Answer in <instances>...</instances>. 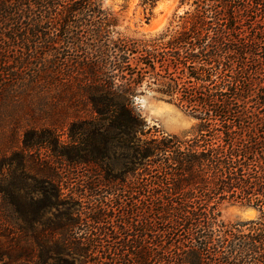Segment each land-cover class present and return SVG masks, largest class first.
I'll use <instances>...</instances> for the list:
<instances>
[{"label": "trees", "instance_id": "1", "mask_svg": "<svg viewBox=\"0 0 264 264\" xmlns=\"http://www.w3.org/2000/svg\"><path fill=\"white\" fill-rule=\"evenodd\" d=\"M155 2L144 0L149 15ZM180 5L176 24L133 37L115 31L102 0H0V118L15 117L0 171L16 164L13 184L0 175L1 207L29 229L0 238V262L35 248L42 264H264V0ZM145 91L196 116L193 133L150 128L134 106ZM23 117L37 141L19 146ZM41 148L95 168L114 200L82 183L79 196L94 200L78 209L44 181L35 201L24 153ZM225 204L258 217L226 224Z\"/></svg>", "mask_w": 264, "mask_h": 264}, {"label": "rangeland", "instance_id": "2", "mask_svg": "<svg viewBox=\"0 0 264 264\" xmlns=\"http://www.w3.org/2000/svg\"><path fill=\"white\" fill-rule=\"evenodd\" d=\"M143 3L144 0H102L103 8L116 17L117 22L114 28L115 31L133 37L142 34H156L161 32L167 29L171 24H176L178 21L177 17L182 15L185 10L189 9L188 6L180 5L181 0H156L151 10V15H149V9H146ZM147 18H149L148 21ZM134 106L140 112L150 128L160 130L166 134L188 136L193 133L198 124L196 116L177 108L172 104L166 103L149 91H145L143 94H137L134 98ZM14 118L8 120L4 117L0 118L2 120L0 122H4L0 125V130L3 129L5 131L3 134L0 132V143L9 140L10 130L14 127L13 124L15 123ZM25 119L26 121H23ZM20 120L21 121L18 122L15 127L21 129L18 137L19 146L23 142H26V139L31 143H36V135L33 132H29L30 128L34 125L28 122L27 117H23V119ZM25 130H27L26 136L24 135ZM57 135V141L61 149L71 148L70 139L65 134L59 133ZM24 154L26 156V168L30 178H32L27 184L32 186L31 190L33 191H30V193L35 201L42 199L43 196L40 194V188L45 182L55 185L59 182L61 188H64L62 191L63 196L61 198L65 199L67 202L71 201L73 206L79 204V206L75 208H82L84 203L92 201L94 198H97L96 200L103 198L105 201L110 202L116 197V194H107V192H105L106 189L101 187L102 178L94 175L95 168L78 166L72 169L65 166L63 162L62 166L61 160L57 158L56 153L44 148L37 151H28ZM10 160H12V156ZM15 167L16 164L14 163L12 166L5 165L1 168V182L4 183V186H10L14 183L13 172ZM115 168L116 172H118L117 170L119 167L115 165ZM82 183H89V185L90 183H94L95 186H97V189H99V195L94 198L88 196L82 199V197L79 196V186ZM123 187L124 186L118 184L117 189H123ZM124 190H126V186ZM87 195H89V193H87ZM118 195L119 194H117V196ZM1 203L2 200L0 198V238L6 236L10 232L15 234V238L21 237L20 232L24 229L29 232V229L20 214L15 213L10 209H2ZM42 213V211H38L40 216H42ZM56 213L55 210L47 211V213L43 214V218L45 220H53ZM257 217L258 212L256 210L236 204H225L221 213V219L226 224L246 222L254 220ZM36 229L37 231H40L43 229V226L37 225ZM73 231L80 233L82 232V229H75ZM22 243V249L24 247H28L29 249L37 246L34 242L24 241ZM32 254L34 257L31 260H20L14 264H42L41 260L38 258L39 253L35 248H32ZM88 254L92 257H96L100 255V252L98 250H91ZM46 263L53 264L50 261ZM0 264L10 263L5 260L1 261Z\"/></svg>", "mask_w": 264, "mask_h": 264}]
</instances>
